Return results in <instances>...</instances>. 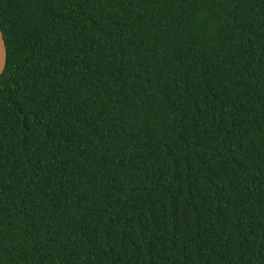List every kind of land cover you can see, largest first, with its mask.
Listing matches in <instances>:
<instances>
[{
    "label": "trees",
    "instance_id": "1",
    "mask_svg": "<svg viewBox=\"0 0 264 264\" xmlns=\"http://www.w3.org/2000/svg\"><path fill=\"white\" fill-rule=\"evenodd\" d=\"M0 264H264V0H0Z\"/></svg>",
    "mask_w": 264,
    "mask_h": 264
},
{
    "label": "water",
    "instance_id": "2",
    "mask_svg": "<svg viewBox=\"0 0 264 264\" xmlns=\"http://www.w3.org/2000/svg\"><path fill=\"white\" fill-rule=\"evenodd\" d=\"M8 63V47L4 31L0 25V80L5 73Z\"/></svg>",
    "mask_w": 264,
    "mask_h": 264
}]
</instances>
